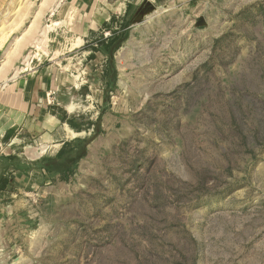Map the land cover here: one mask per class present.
Returning a JSON list of instances; mask_svg holds the SVG:
<instances>
[{
  "label": "rangeland",
  "instance_id": "rangeland-1",
  "mask_svg": "<svg viewBox=\"0 0 264 264\" xmlns=\"http://www.w3.org/2000/svg\"><path fill=\"white\" fill-rule=\"evenodd\" d=\"M0 44V264H264V0H0Z\"/></svg>",
  "mask_w": 264,
  "mask_h": 264
},
{
  "label": "crops",
  "instance_id": "crops-1",
  "mask_svg": "<svg viewBox=\"0 0 264 264\" xmlns=\"http://www.w3.org/2000/svg\"><path fill=\"white\" fill-rule=\"evenodd\" d=\"M35 86L36 87L39 86L38 83H36ZM36 92H39V89L38 88H37Z\"/></svg>",
  "mask_w": 264,
  "mask_h": 264
},
{
  "label": "water",
  "instance_id": "water-1",
  "mask_svg": "<svg viewBox=\"0 0 264 264\" xmlns=\"http://www.w3.org/2000/svg\"><path fill=\"white\" fill-rule=\"evenodd\" d=\"M152 8H154V6H152ZM202 21H203V19H200V20H199V23H202Z\"/></svg>",
  "mask_w": 264,
  "mask_h": 264
},
{
  "label": "bare ground",
  "instance_id": "bare-ground-1",
  "mask_svg": "<svg viewBox=\"0 0 264 264\" xmlns=\"http://www.w3.org/2000/svg\"><path fill=\"white\" fill-rule=\"evenodd\" d=\"M0 45H2V44H0ZM1 47V46H0Z\"/></svg>",
  "mask_w": 264,
  "mask_h": 264
}]
</instances>
